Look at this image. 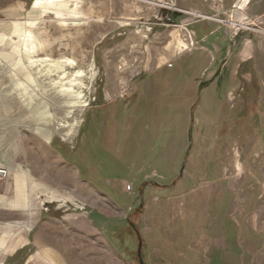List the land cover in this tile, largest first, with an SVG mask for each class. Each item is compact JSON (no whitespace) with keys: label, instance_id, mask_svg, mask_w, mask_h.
Returning <instances> with one entry per match:
<instances>
[{"label":"rangeland","instance_id":"374dc122","mask_svg":"<svg viewBox=\"0 0 264 264\" xmlns=\"http://www.w3.org/2000/svg\"><path fill=\"white\" fill-rule=\"evenodd\" d=\"M34 2L14 18L0 16V171L8 172L0 178V264H138V217L121 209L151 200L142 187L165 182L169 159L187 172L206 157L214 167L221 143L238 141L237 171L227 176L245 191L247 137L221 129V109L222 116L233 112L224 87L205 95L196 89L198 109L173 120L166 109L172 90L158 88L157 76L134 92L139 78L177 56V29L189 41L173 16L175 0H65L33 11ZM219 20L264 33V22ZM197 46L194 36L185 53ZM69 58L77 65L63 68L69 78L60 79L55 70ZM78 70L89 77H75ZM255 178L248 189L264 208V180ZM153 247L164 255L158 242Z\"/></svg>","mask_w":264,"mask_h":264},{"label":"crops","instance_id":"0c3cea01","mask_svg":"<svg viewBox=\"0 0 264 264\" xmlns=\"http://www.w3.org/2000/svg\"><path fill=\"white\" fill-rule=\"evenodd\" d=\"M34 1L0 0V16L14 18L28 10ZM175 1L177 13L173 16L179 19L176 23L183 30L188 27L194 31L198 46L174 55L139 78L134 92L148 89L157 76L158 88L172 90L166 99L169 103L166 109L173 120L184 118L190 109H198L202 97L193 94L196 89L205 95L218 85L219 89L224 87L223 100L231 103L233 112L222 116L221 109L220 126L225 127L226 133L234 135L236 131L235 135L241 138L246 135L245 145L249 149L245 166L251 172L245 173V191H242L244 182L227 176L229 171H237L240 152L234 151L233 145L238 141L230 147L220 144L217 152L221 158L214 167L206 156L203 166L197 160L188 172L187 164L180 166L170 159L166 161L168 177H162L165 182L155 188L146 185L141 190L142 194L148 190L154 207L148 206L151 200L147 199L138 209H121L126 217H138L134 222L129 218L133 222V238L139 243L137 263L264 264V208L255 205L254 187L248 189L255 183V174L260 173L264 180V33L257 29L240 31L234 24L225 27L219 20L233 17L234 23L245 18L252 24L264 22V0ZM186 11L213 18L178 14ZM180 84L181 91H174ZM219 97L221 100L220 94ZM260 131L262 135H258ZM232 151L235 160L228 164L227 157ZM200 167L204 169L202 174ZM161 194L164 198L159 197ZM156 242L164 255L154 253Z\"/></svg>","mask_w":264,"mask_h":264},{"label":"bare ground","instance_id":"6f19581e","mask_svg":"<svg viewBox=\"0 0 264 264\" xmlns=\"http://www.w3.org/2000/svg\"><path fill=\"white\" fill-rule=\"evenodd\" d=\"M65 2V0H36L34 2V10L36 8H38L40 5H48L52 8H55V7H58V6H62V4ZM240 6L242 7L243 4L241 3ZM235 26L237 27H240L238 24H234ZM193 44V42H191L190 40L189 41H186L184 38H183V34L179 29H177L175 32H174V36H173V41L171 43V46H173V50H174V53L178 54V53H182L183 51L185 52V50H187L191 45ZM64 65H62V67L58 68V70L56 69L55 71L57 72L55 75H58V77L61 79H65L66 78H69L67 77V73L66 71L63 69V68H74L76 64V62L72 59H66L63 61ZM57 67V66H56ZM86 68V67H85ZM62 69V71L60 70ZM93 73V72H92ZM90 74L82 71V70H78L75 74V77H80V78H87L89 77ZM92 76V75H91ZM94 76V75H93ZM92 78V77H91ZM74 81L75 80H71V85L74 84ZM89 81V80H88ZM70 92L71 90H66L64 92ZM86 107V106H85ZM40 136L46 140H50L52 135L50 133H43V132H39ZM64 136V135H63ZM237 151V150H236ZM239 154V153H238ZM240 156V155H239ZM20 174V173H19Z\"/></svg>","mask_w":264,"mask_h":264},{"label":"built area","instance_id":"2783aa9c","mask_svg":"<svg viewBox=\"0 0 264 264\" xmlns=\"http://www.w3.org/2000/svg\"><path fill=\"white\" fill-rule=\"evenodd\" d=\"M186 13L188 14V15H195V16H197V17H200V18H202V19H211V18H213V17H209V16H205V15H202V14H199V13H196V12H192V11H186ZM233 17H230V22L232 23L233 21ZM244 21H249V19L248 18H245V20ZM247 25H242L244 28H247V29H253V27H252V25H250L249 23H246ZM233 26V25H232ZM184 30L186 31V33H187V35H188V38H189V40L191 41V42H194V36H195V34H194V32L193 31H191L190 29H188V27H184ZM7 175H8V172L7 171H0V178H5V177H7Z\"/></svg>","mask_w":264,"mask_h":264}]
</instances>
